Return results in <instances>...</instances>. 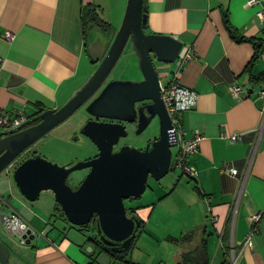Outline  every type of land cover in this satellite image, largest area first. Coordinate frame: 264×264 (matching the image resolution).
<instances>
[{
    "label": "crops",
    "instance_id": "0c3cea01",
    "mask_svg": "<svg viewBox=\"0 0 264 264\" xmlns=\"http://www.w3.org/2000/svg\"><path fill=\"white\" fill-rule=\"evenodd\" d=\"M260 1L264 6V0ZM127 3L128 0H0V108L31 119L41 110H58L65 105L98 67L90 56V44L96 45L98 40L105 43L112 32L119 31ZM145 3L146 34L172 36L194 51L195 58L179 74V80L183 87L196 92L197 105L181 115V124L185 139L197 134L203 139L189 159V165L198 172L197 178L175 170L179 176L161 185L162 196L157 202H134L129 208L143 221L144 229L137 235L128 261L149 264L147 257L137 255L140 249L144 255L155 253L153 262L176 263L205 237L210 264H229L233 251L238 255L236 264H264V131L256 133L263 119V101L257 96L260 88H252L249 73H245L255 50L251 43H237L224 24L226 15L228 24L239 35L264 42V22L256 17L259 7L247 6V0ZM90 10L95 12L102 29L86 26L84 19ZM7 32L14 36L13 41L3 38ZM159 67L160 83L167 86L174 77V67ZM262 71L264 59L259 58L251 72L258 75ZM234 85L244 90L238 98L231 92ZM236 134L241 139L235 143L226 138ZM225 164L236 167L240 175L221 171ZM2 194L0 210H17ZM53 212L49 219L33 216L28 220L22 216L42 234L24 247L32 253L33 263L99 264L83 250L90 239L85 233L81 232L86 242L74 243L67 229L59 230L55 220L66 221L56 201ZM254 214L261 218L253 246L249 247L244 243L249 218ZM1 218L3 224V215ZM2 228L5 231L4 224ZM184 235L191 237L175 241ZM165 242L169 246L162 252L160 247Z\"/></svg>",
    "mask_w": 264,
    "mask_h": 264
},
{
    "label": "water",
    "instance_id": "95a60500",
    "mask_svg": "<svg viewBox=\"0 0 264 264\" xmlns=\"http://www.w3.org/2000/svg\"><path fill=\"white\" fill-rule=\"evenodd\" d=\"M145 1L128 0L119 31L116 34L112 32L105 43L98 40V45L90 44V56L98 67L65 105L58 110L43 111L17 131L0 132L1 175L34 144L72 117L100 91L86 111L94 117L109 121L88 122L81 131L98 149V156L87 161L59 165L36 154L15 167L13 179L29 202L39 200L43 192H52L67 222L74 227L83 229L95 219L99 242L113 254L128 251L141 228L140 220L127 212L125 201L132 204L141 199L149 178L160 181L174 169L173 148L178 145L174 126L162 100L159 66H171L183 43L172 36L146 34L148 16ZM129 42L139 60L142 79L118 80L105 85ZM144 102L148 104L136 107ZM144 112L147 113L145 120L142 119ZM136 116L140 120L138 133L143 132L156 119L159 123V139L153 143L152 148L144 151L123 146L114 152L120 138L127 137L126 124L133 123ZM84 170H89V173L74 189L68 180ZM86 232H91V229H86ZM1 233L0 264H8L11 254L16 253L14 246L19 245L18 236L6 231ZM37 235L42 234L39 232ZM4 236L10 243L5 241ZM36 237L28 232L24 236L28 238L26 244L30 245ZM102 249L92 243L88 245L86 253L90 260L108 264L109 254Z\"/></svg>",
    "mask_w": 264,
    "mask_h": 264
},
{
    "label": "rangeland",
    "instance_id": "374dc122",
    "mask_svg": "<svg viewBox=\"0 0 264 264\" xmlns=\"http://www.w3.org/2000/svg\"><path fill=\"white\" fill-rule=\"evenodd\" d=\"M139 60L137 58L136 53L134 52V48L132 46V43L129 42L125 51H123V54L119 60V62L116 64V67L112 71L109 77H107V83H110L112 81H138L141 80V72L139 70ZM164 68L171 67L170 65H160ZM97 69V68H96ZM95 69V70H96ZM95 70L91 73V75L95 72ZM160 70V68H159ZM89 75L86 79V81L90 78ZM85 81V82H86ZM162 81H165V77H162ZM85 82L81 85V87L85 84ZM80 87V88H81ZM82 110H78L72 117H70L67 121H65L63 124L52 130L50 133H48L46 136H44L41 140H39L36 144H34L28 151H26L22 156L21 159H27L29 156H32L34 152H37L50 162L59 164V165H67L70 163H78L82 161L89 160L94 153L96 152V148L92 143L85 138L83 135L79 132V126L81 122L84 120L82 116ZM159 127L157 124H151L150 127L143 133L141 136H128L126 138L122 139V142L120 145H126L134 148L142 147L143 145H146L147 141L151 140L158 134ZM0 132H2L0 130ZM177 148H173L174 154H177ZM21 161V160H20ZM15 164H13L11 167H9L8 172H4L0 175V192L4 193L2 194L5 196L8 200L11 201L12 205L19 211L15 210L14 208H9L7 210H0V233L3 231L2 228V218L1 216H7L9 213L15 211L17 212L21 217L23 216L25 219H32L33 216L43 217L45 219H49L51 213L53 212L54 204H55V197L54 194L50 191L43 192L36 202H29L26 200L20 193L19 189L17 188L14 179H13V171L15 169ZM178 172V171H177ZM175 170H172L168 173L164 178H162L160 181H156L152 178H149L148 185L146 186V192L143 194L141 199L135 201L137 204H151L153 201L157 202L159 199V194L161 193L162 186L165 185L167 181L170 179H173V177L179 176V173H177ZM87 175V171H80L78 173H75L72 175V177L68 180V183L71 186H77L78 183L85 178ZM76 177V178H75ZM79 180V181H78ZM14 196V197H10ZM22 199V200H20ZM132 204L129 202L126 203L127 208L131 207ZM54 213V212H53ZM52 213V214H53ZM58 219V215H56ZM24 219V220H25ZM56 219V218H55ZM26 221V220H25ZM57 221L56 224L59 226V230L63 232L64 229H67V236L72 242H86V237L79 231L78 227H74L73 225L69 224L68 222L64 223L61 220H55ZM27 222V221H26ZM28 223V222H27ZM29 224V223H28ZM30 225V224H29ZM31 226V225H30ZM70 227H73V229H70ZM36 230V229H35ZM6 231V230H5ZM37 231V230H36ZM7 232V231H6ZM8 233V232H7ZM39 231H37V234ZM2 234V233H1ZM10 234V233H8ZM87 237H93V232H86L85 233ZM17 239V237H15ZM5 241L10 243L9 239L4 236ZM19 245L14 246L15 252L11 254L10 260L8 264H34L33 262V255L31 252L26 250L20 242L17 239ZM163 242V241H162ZM92 243H85V246L83 250L86 252L88 245ZM169 244L166 242L163 243V245L160 247L162 248V252L164 251L165 247H168ZM156 247V246H155ZM154 247V248H155ZM170 247H172L170 245ZM157 248V247H156ZM156 250V249H155ZM153 249V252H155ZM132 250L130 252L131 257ZM143 252L140 249H137V255H143L145 258L147 257L146 263L149 264H159V262L155 261L153 262V256L154 254H149ZM161 253V252H159ZM140 258V257H139ZM142 258V257H141ZM110 259L112 264H127V263H120L115 262L116 260ZM168 262V261H167ZM100 264V262H97ZM175 264V263H172Z\"/></svg>",
    "mask_w": 264,
    "mask_h": 264
},
{
    "label": "built area",
    "instance_id": "2783aa9c",
    "mask_svg": "<svg viewBox=\"0 0 264 264\" xmlns=\"http://www.w3.org/2000/svg\"><path fill=\"white\" fill-rule=\"evenodd\" d=\"M247 6L249 7H259L256 11V17L264 22V6L262 5L260 0H247ZM3 38L6 41H13L14 36L7 32ZM195 58L194 51L192 50L191 46H185L183 45L182 49L180 50V53L178 57L176 58L175 62L172 63L174 67V77L171 80V82L167 86L161 85L162 90V97L163 102L165 104V107L167 109L166 112H168L172 125L175 129V137H177L178 145V153L174 155L173 157V168L174 170L180 171L185 176L190 177L191 179H195L198 176V172L195 168L189 165V159L190 157L197 152L200 146V143L203 139V137L199 134L195 135L193 138L185 139L184 138V131H183V125L181 115L183 113H186L190 110H193L197 105V94L192 89L183 87V85L180 83L179 80V74H181L187 67V65L190 63L189 61H192ZM261 59H264V52L260 56ZM171 65V66H172ZM3 70V59L0 57V75ZM231 92L234 95V97L238 98L241 96V94L244 93V90L239 85H234L231 88ZM246 96L249 95V92H245ZM258 98L263 101L262 109V116L263 119L261 120V126L258 129L256 133L262 134L261 132L264 131V88H260L257 93ZM29 118L24 114H17V115H11L7 112H5L2 108H0V130L2 132H12L17 131L20 129L24 124L29 122ZM227 139L231 141V143H235L241 139L240 135H233V136H226ZM225 173H228L232 176H239L240 171H237V168L234 167L231 164H225L222 167V170ZM8 172V170H7ZM247 174V171L246 173ZM245 178V176H244ZM243 190V185L240 188V193ZM261 215L260 214H254L252 215L250 219V228L245 240V245L252 247L253 246V237L258 232V223L260 221ZM3 224L5 230L12 234L17 235L19 238V241L22 245H25L27 243L28 238H24L25 235L28 234V232L31 233V235H37V231L30 226L17 212L13 211L9 213L7 216L3 217ZM29 237V236H28ZM237 253L235 251L231 252L229 255L230 257V264H236L237 263Z\"/></svg>",
    "mask_w": 264,
    "mask_h": 264
},
{
    "label": "trees",
    "instance_id": "16d2710c",
    "mask_svg": "<svg viewBox=\"0 0 264 264\" xmlns=\"http://www.w3.org/2000/svg\"><path fill=\"white\" fill-rule=\"evenodd\" d=\"M146 15H147V10H146ZM148 16V15H147ZM85 24L86 26H97L99 27L100 29H102V24L98 21V18L95 14L94 11H89L87 12L86 16H85ZM224 20H225V23L226 26H227V29L228 31L230 32V36L237 42V43H251L254 47V50H255V55H254V58L251 59V63L247 66L246 70H245V73H249V85L252 87V88H264V71H262L261 73H259L258 75H254L251 71L253 69V66L255 64L256 61H258V59L260 58L261 54L264 52V42L262 40H259V39H249V38H246L244 36H241L239 35L231 26L229 23V20L227 18V16L225 15L224 16ZM252 92V91H251ZM43 112V110L39 111V114H41ZM31 119H33L31 117ZM29 118V120H31ZM38 154L37 152H34L32 154V156ZM32 156H29V157H32ZM58 205V204H57ZM58 208L60 210V215L61 217L64 218V220L67 222V219L64 215V213L62 212V210L60 209V206L58 205ZM133 209H130V216L134 215L132 212ZM140 224H141V228L140 230L138 231L137 235H139L143 229H144V224H143V221L140 220ZM86 229H91V232L94 233V236L93 237H89L90 239L87 240V243H94L96 244L97 246L103 248L102 250H105L107 251V254H109V258L113 259V260H116V261H120V262H125V263H128V264H132L131 261H128V257H129V254L132 250V247H134L135 245V242L137 240V235H136V238L131 246V248H129L128 251L126 252H123V253H119V254H113L111 253L109 250H107L98 240V237H97V234H96V220L94 219L93 222L88 225V226H85L83 229H79L80 232L82 233H86ZM191 235H184L179 239L175 240L176 242H181V241H185L186 239L190 238ZM207 244V239L204 237L202 238V241L199 245H197V247L189 252H186L184 254L181 255V257L179 258V261L176 262L175 264H210V260L208 258V247L206 246ZM105 251H102L103 254H105L106 252ZM95 262H98V260H95ZM108 264H110V259L108 260ZM228 264V263H227ZM229 264H230V260H229Z\"/></svg>",
    "mask_w": 264,
    "mask_h": 264
},
{
    "label": "flooded vegetation",
    "instance_id": "af4514ba",
    "mask_svg": "<svg viewBox=\"0 0 264 264\" xmlns=\"http://www.w3.org/2000/svg\"><path fill=\"white\" fill-rule=\"evenodd\" d=\"M100 92V91H99ZM99 92L86 104V105H84L80 110H82V116H83V118H84V120L81 122V124H80V126H79V132H80V134L82 135V133H81V131H82V129H83V127L88 123V122H105V121H109V120H106V119H102V118H97V117H94V116H92L91 114H89L87 111H86V108H87V106L98 96V94H99ZM148 103L147 102H144V103H139V104H137L136 105V107H144V106H146ZM146 112V111H145ZM144 112V113H145ZM147 117V113H145L144 115H142V119L143 120H145V118ZM139 116H136V118H135V120H134V122L133 123H130V124H126V127H127V137L128 136H137V137H139V136H141L143 133H145V131L150 127H147L143 132H141V133H138V131H139ZM151 124H159L158 123V121L156 120V119H153V121L151 122ZM150 124V125H151ZM158 127H159V125H158ZM159 131H158V134L156 135V136H154V138L153 139H151V140H149V141H147V143H146V145H143L142 147H139V148H137L138 150H141V151H144L145 149H147V148H152V145H153V143L156 141V140H158L159 139ZM126 138V137H125ZM122 139L123 138H120V140H119V143H118V145L114 148V152H117L118 150H120L123 146H126V145H120L121 144V142H122ZM127 147V146H126ZM96 148V147H95ZM98 154H99V152H98V149L96 148V152L94 153V155L90 158V159H93V158H95V157H97L98 156ZM21 160V161H20ZM24 160V158L23 159H18L17 161H15L13 164H15L14 166L15 167H17L18 166V164L19 163H21L22 161ZM12 164V165H13ZM87 171V174L89 173V170H86ZM86 177V176H85ZM82 181V180H81ZM80 181V182H81ZM80 182L78 183V185L77 186H73V188L74 189H77L78 188V186H79V184H80ZM129 201H125V204L126 203H128ZM133 204V203H132ZM127 207V206H126ZM128 209V211L127 212H129L130 213V209H129V207L127 208ZM98 237V236H97ZM25 245H27V244H25ZM25 245H23V246H25ZM16 251V250H15ZM17 253V252H16ZM15 253V254H16Z\"/></svg>",
    "mask_w": 264,
    "mask_h": 264
}]
</instances>
